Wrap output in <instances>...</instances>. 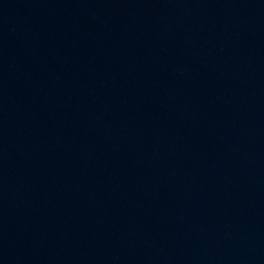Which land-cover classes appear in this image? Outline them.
Wrapping results in <instances>:
<instances>
[{"label":"water","instance_id":"water-1","mask_svg":"<svg viewBox=\"0 0 264 264\" xmlns=\"http://www.w3.org/2000/svg\"><path fill=\"white\" fill-rule=\"evenodd\" d=\"M0 264H264V0H0Z\"/></svg>","mask_w":264,"mask_h":264}]
</instances>
